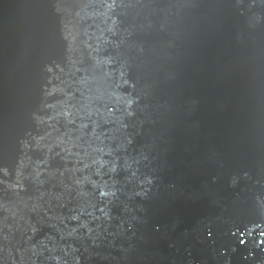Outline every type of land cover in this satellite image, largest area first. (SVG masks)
Segmentation results:
<instances>
[{
    "label": "water",
    "instance_id": "water-1",
    "mask_svg": "<svg viewBox=\"0 0 264 264\" xmlns=\"http://www.w3.org/2000/svg\"><path fill=\"white\" fill-rule=\"evenodd\" d=\"M261 240L264 0H0V264H264Z\"/></svg>",
    "mask_w": 264,
    "mask_h": 264
},
{
    "label": "clouds",
    "instance_id": "clouds-1",
    "mask_svg": "<svg viewBox=\"0 0 264 264\" xmlns=\"http://www.w3.org/2000/svg\"><path fill=\"white\" fill-rule=\"evenodd\" d=\"M241 243H244V241H241ZM260 243L264 244V240H261Z\"/></svg>",
    "mask_w": 264,
    "mask_h": 264
}]
</instances>
